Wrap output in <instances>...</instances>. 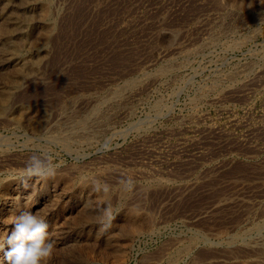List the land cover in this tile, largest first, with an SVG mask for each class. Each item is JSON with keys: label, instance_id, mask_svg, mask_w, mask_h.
Instances as JSON below:
<instances>
[{"label": "rangeland", "instance_id": "374dc122", "mask_svg": "<svg viewBox=\"0 0 264 264\" xmlns=\"http://www.w3.org/2000/svg\"><path fill=\"white\" fill-rule=\"evenodd\" d=\"M24 210L47 264H264V0H0V249Z\"/></svg>", "mask_w": 264, "mask_h": 264}, {"label": "clouds", "instance_id": "9594fccd", "mask_svg": "<svg viewBox=\"0 0 264 264\" xmlns=\"http://www.w3.org/2000/svg\"><path fill=\"white\" fill-rule=\"evenodd\" d=\"M35 161V158H33ZM51 174L44 172L38 162L32 164L25 172L29 178L32 176H43ZM107 193L108 188L105 186ZM115 219L113 210L109 205L100 213V224L102 230L111 227ZM11 230L3 241L8 250L4 253L7 264H47L52 256L54 242L48 238L49 225L44 217L34 214L32 211L24 210L17 215L11 225Z\"/></svg>", "mask_w": 264, "mask_h": 264}, {"label": "bare ground", "instance_id": "6f19581e", "mask_svg": "<svg viewBox=\"0 0 264 264\" xmlns=\"http://www.w3.org/2000/svg\"><path fill=\"white\" fill-rule=\"evenodd\" d=\"M187 249V248H186Z\"/></svg>", "mask_w": 264, "mask_h": 264}]
</instances>
